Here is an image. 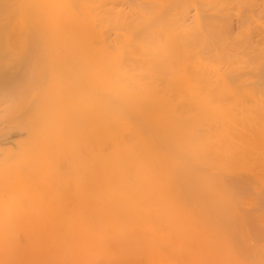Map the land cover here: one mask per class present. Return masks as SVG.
I'll use <instances>...</instances> for the list:
<instances>
[{"label": "bare ground", "instance_id": "6f19581e", "mask_svg": "<svg viewBox=\"0 0 264 264\" xmlns=\"http://www.w3.org/2000/svg\"><path fill=\"white\" fill-rule=\"evenodd\" d=\"M0 112V264H264V0H0Z\"/></svg>", "mask_w": 264, "mask_h": 264}, {"label": "rangeland", "instance_id": "374dc122", "mask_svg": "<svg viewBox=\"0 0 264 264\" xmlns=\"http://www.w3.org/2000/svg\"><path fill=\"white\" fill-rule=\"evenodd\" d=\"M1 112H3V111H1ZM1 112H0V113H1ZM3 122H4V126H5L6 122H5V121H3ZM0 124H1V126H3V125H2V122H0ZM6 129H7V128H6ZM6 129H4V130L2 129V131H1V130H0V131H1V132H5ZM15 130H16V129L11 130V129L8 128L7 131H6V132L8 133V135H5L4 138L2 137V139H1V140L4 141V142H2V141L0 142V147H2L3 144H4V146L7 145V146H5V148H6V152H9V151L11 150V149H10V150L7 151V149H9V148H16V147H15V146H16L15 143H17L18 141L16 142L15 139L17 140L18 137H20V136H21V137H20L19 139H21L22 137H25V133H23L21 130H18V129H17V131H15ZM18 131H20V134H21V135H19V132H18ZM22 134H23V135H22ZM6 136H8V137L6 138ZM13 138H15V139H13ZM4 139H5V140H4ZM9 139H10V140H9ZM13 141H14L15 143H14ZM8 142H9V143H8ZM1 144H2V145H1ZM9 144H10V146H12V147H10ZM4 146H3V149H5ZM7 147H8V148H7ZM3 149H2V150H3ZM13 150H14V149H13ZM3 151H4V150H3ZM10 152H11V151H10ZM10 152H9V153H10ZM38 189H40V191H42L41 188H38ZM66 189H67V191L71 192V191H72L71 184H69V185L66 187ZM18 202H22V199H20V201H18ZM24 202H25V200H24ZM24 202L22 203L23 205H21V208L25 205ZM15 204H16V203H15ZM17 204H20V203H17ZM263 256H264V252H263Z\"/></svg>", "mask_w": 264, "mask_h": 264}]
</instances>
